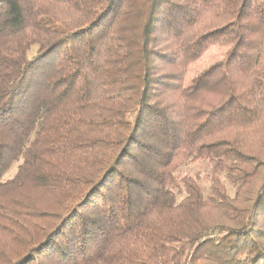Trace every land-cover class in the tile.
Returning a JSON list of instances; mask_svg holds the SVG:
<instances>
[{"label": "trees", "instance_id": "16d2710c", "mask_svg": "<svg viewBox=\"0 0 264 264\" xmlns=\"http://www.w3.org/2000/svg\"><path fill=\"white\" fill-rule=\"evenodd\" d=\"M14 166L0 264H264V0H0Z\"/></svg>", "mask_w": 264, "mask_h": 264}, {"label": "rangeland", "instance_id": "374dc122", "mask_svg": "<svg viewBox=\"0 0 264 264\" xmlns=\"http://www.w3.org/2000/svg\"><path fill=\"white\" fill-rule=\"evenodd\" d=\"M224 51L225 50L219 47L210 48L198 61L188 66L185 72V81H188L192 78V76H195L198 72L203 71L205 68L215 63L216 61L223 59ZM205 97L207 102L215 100V96L212 94H208ZM15 168L16 166L10 169V171L2 177L0 182L11 179L16 172ZM211 173L212 167L206 161L196 160L190 161L178 167L174 172V176L177 179L176 185L178 186H181L180 178L187 176L195 180L199 185L202 186L204 190H207L210 184L209 178ZM219 178L222 183L225 184L232 195V190L229 184L224 180L223 176H220ZM253 182H255V180Z\"/></svg>", "mask_w": 264, "mask_h": 264}]
</instances>
